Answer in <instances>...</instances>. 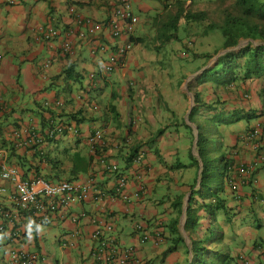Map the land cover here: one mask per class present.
I'll return each instance as SVG.
<instances>
[{"label": "crops", "instance_id": "0c3cea01", "mask_svg": "<svg viewBox=\"0 0 264 264\" xmlns=\"http://www.w3.org/2000/svg\"><path fill=\"white\" fill-rule=\"evenodd\" d=\"M120 1L15 0L11 6L0 0V170L17 168L25 181L91 179L95 193L111 195L117 175L106 170L104 160L127 180L126 199L76 203L45 221V210H19L8 197L11 183L0 178L6 190L0 196V264H10L13 250L38 254L36 264H91L92 218L113 224L119 243L135 248L136 264H191L192 242H200L212 221L233 263L244 253L251 264H264V73L229 84L226 93L214 83L197 85L200 76L193 85L189 74L201 75L206 67L199 69L203 60L192 56L213 49L203 39L188 44L191 51L181 47L187 39L166 41L177 10L173 0H132L138 22L130 35H86L85 22L107 21ZM181 1L196 9L207 0ZM49 29L60 31L59 36L46 40L43 33ZM81 33L86 36L80 38ZM127 43L131 49L123 66L105 75L106 60ZM69 68L71 79L65 75ZM195 93L211 105L220 101L227 111V123L218 125L214 137L219 148L213 157L223 155L248 174L237 191L228 180L215 178L205 201H222L223 210L186 216L191 196L200 193L198 127L214 117L200 110L189 121L195 106L190 94ZM241 116L252 119L238 121ZM55 123L64 130L51 136ZM97 131L103 143L91 151L89 137ZM229 174L238 180L236 171ZM81 214L85 217L78 225L68 221V215ZM137 223L160 227L163 241L139 244ZM74 232L77 245L64 247L62 238Z\"/></svg>", "mask_w": 264, "mask_h": 264}, {"label": "trees", "instance_id": "16d2710c", "mask_svg": "<svg viewBox=\"0 0 264 264\" xmlns=\"http://www.w3.org/2000/svg\"><path fill=\"white\" fill-rule=\"evenodd\" d=\"M214 2L216 12L219 14V20H214L208 10H196L197 8L194 9L192 5L185 8V3L177 0L176 13L167 28V32H170V37H166V41H181L178 35L181 30L183 36L187 39L185 47H181L187 51H191V48H188V44L192 47V45L197 44L198 39H203V44H209V41H215L216 47L213 53L192 56V60H203V64L199 67L200 69L207 67L208 62L215 55L219 54V52H222L216 63L200 75L196 80V84L214 83L224 88L223 90L225 91L226 86L235 81H246L258 78L264 73V0H234L230 4H226L227 0H214ZM182 19L184 23L180 27V21ZM244 41H247V44L241 46V42ZM234 49L237 50L235 51ZM71 72L72 68H69L65 71V75L70 78L72 77L70 75ZM74 77L72 81L76 82V76ZM193 100L195 106L191 111L189 121L190 119L194 120V117L200 110H204L205 113L214 114V117L204 119L203 124L198 127L196 149L202 164L198 187V193H200L197 197L191 196V202L188 203L186 208V216L190 215L193 211L195 213V210L203 211L207 214L213 211L223 210L222 201H215V203L208 204L205 200L215 178H218L220 181L227 180L228 174L231 172L229 169L232 167L231 162L226 160L225 156L213 157L215 154L213 149V141L215 138L213 137L212 129L220 124L227 123L223 118L227 114L223 103L217 101L215 102V106L204 101L202 102L201 97L196 93L193 94ZM251 119V116H241L237 120ZM205 121L209 122L211 126L206 127L204 124ZM52 128L53 126L49 127L48 133L51 132ZM217 168H220L221 172L224 171L217 175L214 171ZM211 228L205 231V235L200 238V242H192L191 251L193 261L191 264H232L233 261L229 257L230 253L226 247L227 245H206L204 243L205 236L211 234ZM218 234L220 239L219 244L221 242L226 244L222 241L223 235L220 229ZM176 235L179 237L178 232ZM180 241L181 238L179 237L178 243ZM212 246L213 248L211 249L210 247ZM199 250H202L200 256L197 254ZM241 256L244 257V253H238L236 255V262L233 264H240L239 260Z\"/></svg>", "mask_w": 264, "mask_h": 264}, {"label": "built area", "instance_id": "2783aa9c", "mask_svg": "<svg viewBox=\"0 0 264 264\" xmlns=\"http://www.w3.org/2000/svg\"><path fill=\"white\" fill-rule=\"evenodd\" d=\"M177 1V0H173ZM7 5H15V0H5ZM122 22V25H121ZM138 18L133 13L132 0H121L113 10L112 17L107 21L99 22H85L88 27L86 35L107 31L114 38H120L122 35H130L133 32ZM78 25H83V21L77 19ZM71 32H69L70 34ZM60 31L49 29L43 33L44 38L49 40L59 36ZM81 33L80 38L86 36ZM70 49V45L66 44L63 50L66 52ZM131 45L129 43L118 46L115 53L109 56L104 65L105 75H110L123 66L122 58L130 51ZM64 130L63 125L55 123L51 132V136L61 135ZM103 143V133L101 131L95 132L89 137V146L91 151ZM141 161L140 156L136 157L135 163ZM105 168L110 173H115L117 176V187L111 195L96 192L92 188V180L79 181V180H61L56 183H49L44 179L38 178L32 181H25L22 179L20 172L17 168L3 165L0 170V178L7 180L12 185V190L9 193L11 202L22 211H43L46 215L45 221L50 219V216L57 212L58 209L67 210L73 204H81L86 201H91L94 204H99L103 199H107L110 203L119 199H126L124 197V189L127 180L122 175L117 166H107L105 161H101ZM236 171L238 180L233 179L228 174V185L233 191H237L240 187L244 186L247 182V170L242 166L232 165L229 169ZM93 192V193H92ZM6 190L0 188V196L4 195ZM85 214L78 216L68 215V221L74 225L80 223L81 218ZM91 224L93 225V232L91 235L92 247L90 251L91 264H136V251L134 247H126L119 243L114 235L113 224L111 222H104L99 219L92 218ZM160 227H153L150 229L146 223H137L134 226L135 238L139 244H144L149 240L154 241L156 244L163 241L162 231ZM1 230V229H0ZM76 232L71 235H66L62 239L64 247L74 248L77 245ZM40 260V256L36 253H27L24 251L13 250L8 254V262L10 264H36ZM240 264H251L245 256L240 257Z\"/></svg>", "mask_w": 264, "mask_h": 264}, {"label": "rangeland", "instance_id": "374dc122", "mask_svg": "<svg viewBox=\"0 0 264 264\" xmlns=\"http://www.w3.org/2000/svg\"><path fill=\"white\" fill-rule=\"evenodd\" d=\"M234 0H227V3L226 4H230V3H232ZM215 2H214V0H207L206 2H202L200 5H201V7H198V5H197V9L196 10H199V9H203V10H208L209 12H210V14H211V16H212V18H214V20H219V14H218V12H216L217 10H216V6H215V4H214ZM217 33H219V32H217ZM179 37H181V38H183V39H185V36H183V32H182V30L179 32ZM219 36H220V34H219ZM210 47H209V49L210 50H212L213 49V51H214V49H215V41L214 42H212V41H209V44H208ZM242 45H244V42H241V46ZM212 46V47H211ZM235 51L237 50V49H234ZM213 53V52H212ZM220 54H222V52H219V55ZM218 55V54H217ZM217 55H215L213 58H212V60L211 61H209L208 62V67H212L215 63H216V60H217ZM191 77H190V79H191V82H193V85H195V80H196V78L197 77H199L200 76V74H198V75H196V72L195 71H193L192 73H190L189 74ZM225 93H226V91H225ZM225 96H227L226 94H225ZM228 97V96H227ZM190 98H191V100H193V96L190 94ZM204 124H205V126L206 127H209V126H211L210 125V123L209 122H207V121H205L204 122ZM220 132V130H219V127L217 126V127H215V128H213L212 129V133H213V137H217L218 136V133ZM213 149H214V152H217V150H218V148H219V144H218V142H217V140L216 139H214V141H213ZM217 172V171H216ZM206 194V193H205ZM192 221V217L189 219V222H191ZM218 232H219V229H218V224L215 222V221H212V228H211V234H207L206 236H205V238H204V243L206 244V245H228V244H223L222 242H221V244H219L220 243V239H219V234H218ZM201 252H202V250H199L198 252H197V254L200 256L201 255ZM193 264H195V263H193Z\"/></svg>", "mask_w": 264, "mask_h": 264}, {"label": "water", "instance_id": "95a60500", "mask_svg": "<svg viewBox=\"0 0 264 264\" xmlns=\"http://www.w3.org/2000/svg\"><path fill=\"white\" fill-rule=\"evenodd\" d=\"M245 44H247V41H245V43H244V45ZM209 67H206V68H204L203 70H207ZM200 73H202V71L200 72ZM196 141H197V139H196ZM188 202H189V199H188Z\"/></svg>", "mask_w": 264, "mask_h": 264}]
</instances>
